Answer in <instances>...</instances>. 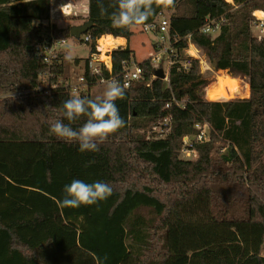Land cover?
Masks as SVG:
<instances>
[{"label":"trees","instance_id":"obj_1","mask_svg":"<svg viewBox=\"0 0 264 264\" xmlns=\"http://www.w3.org/2000/svg\"><path fill=\"white\" fill-rule=\"evenodd\" d=\"M103 5L105 13L89 0L90 41L80 42L90 56L76 60L90 85H125L141 37L160 52L163 44L145 27L164 12L170 49L158 68L153 59L138 62L142 78L115 102L125 126L99 151L81 153L77 143L50 134L70 89L1 98L41 87L50 71V82L59 84L71 71L68 51L59 49L50 67L38 49L68 41L71 28L52 25V0H0V264H264L252 251L255 227L264 233V39L252 32L264 0H173L166 10L154 5V15L134 30L112 26L117 0ZM206 27L219 32L204 33ZM108 36L127 46L110 52L112 73L103 67L94 74L90 60ZM191 44L215 70L247 79L250 97L207 101L213 81ZM168 60L167 79L157 78ZM165 119L170 133L159 139L153 124ZM204 123L210 141H195V159H181L173 141ZM74 179L106 182L112 194L97 205L61 208Z\"/></svg>","mask_w":264,"mask_h":264},{"label":"clouds","instance_id":"obj_2","mask_svg":"<svg viewBox=\"0 0 264 264\" xmlns=\"http://www.w3.org/2000/svg\"><path fill=\"white\" fill-rule=\"evenodd\" d=\"M172 3L173 0H117L116 10L109 18L114 28L134 30L137 26L145 25L154 15V5L163 6L166 10ZM98 7L102 13L107 11L103 0H98ZM65 58L71 60L70 50ZM125 89L126 85L112 79L106 82L103 92L94 99L73 95L64 101L60 110L61 118L50 125V134L66 143H77L81 153L99 151L100 145L125 126V120L115 103L125 97ZM82 117L86 118L85 122L79 128H74L72 125ZM91 163L94 161H89ZM112 191V187L103 181L86 183L74 179L64 187L59 206L78 209L97 205L111 196Z\"/></svg>","mask_w":264,"mask_h":264},{"label":"built area","instance_id":"obj_3","mask_svg":"<svg viewBox=\"0 0 264 264\" xmlns=\"http://www.w3.org/2000/svg\"><path fill=\"white\" fill-rule=\"evenodd\" d=\"M74 9H75L74 5L60 4L59 9H55L53 11V14L55 12L61 10V12L64 14V16L72 15L74 13ZM261 12H262L261 14L263 15L262 17H257L255 15L256 12L253 15V29L255 31H257L255 36H257V38L259 40L264 39V12L263 11H261ZM169 24H170L169 18L162 17V19H160L158 21V23L146 26L145 30L147 33L159 32V39L160 38L164 39V38H166V36L168 35V32H169ZM203 31H204V33H211L213 35L215 33L219 32L218 29H212L211 27H206ZM84 39L86 42L90 41V38H88L86 36ZM67 44H68V41H65V40L59 41L58 43L54 44L52 47H46L45 49L40 48V49H38V51H39L40 55L43 57L44 62L46 64H48L50 67H52V65L54 64L55 53L59 49H64L63 47ZM98 44L100 45V40L98 41ZM162 44L164 47L162 48L161 52H163L164 54L168 53L170 46H168V45L166 46L165 43H162ZM167 44H168V42H167ZM99 45L97 46V49L99 50V52H101ZM148 46H150V45L148 44ZM150 47L153 50V47L152 46H150ZM132 49L134 51V55H135L136 60L133 61L131 67L128 69V71L125 75L126 88L131 87V85L134 83V81L140 80L142 78V75H143L139 66H138V62L141 61V57L138 56V53H137V51H135L134 47H132ZM191 50L197 51V54H200L198 49L193 44H191ZM190 53L194 57V55H193L194 53H192V51H190ZM106 56H107L106 60H103L102 56L99 57V55H97V54L92 56V58L90 60V68L94 74H98L102 70L103 67L107 71L112 73L113 62H112V57L110 55V52H107ZM196 59L200 60L201 58L199 56V58H196ZM73 74L74 73L70 71V73L68 75H66L65 77L62 78V80L59 82V84H56V83L50 82V79L54 77V74H52V72L50 71L44 77L43 80L45 81V84L42 85L41 87L33 89V90L18 91L15 93L7 94L5 96H2L1 98L2 99L20 98V97H24L27 95H34L38 91L58 89L60 87L57 85H61L62 86L61 88L70 89L72 95L82 96L83 94H85V95H89V97L91 99H94L95 98L94 87H96L97 85H95V84L90 85L88 79L84 76V74L77 75L76 77L73 76ZM104 82H107V81H102L101 83H104ZM170 125H171V119H165L164 121H159V122L153 124V128L155 129V132L158 133V135H159V137H158L159 139L160 138H166L169 135ZM165 126L168 127V129H165ZM211 131H212V129H211L210 124H208V123L197 124L195 126V133L193 135H190V136L183 135V136L176 138L173 141V147L179 153L181 159H186V160L195 159L193 156H194V154H196V152L192 149L195 141L198 143L209 142L211 139Z\"/></svg>","mask_w":264,"mask_h":264},{"label":"rangeland","instance_id":"obj_4","mask_svg":"<svg viewBox=\"0 0 264 264\" xmlns=\"http://www.w3.org/2000/svg\"><path fill=\"white\" fill-rule=\"evenodd\" d=\"M228 1V0H227ZM234 0L232 1H229V2H233ZM60 2H63V3H68V4H76L77 5V12L75 13L76 17H73V16H70V15H66L65 17L64 14L61 12H58L56 13V17L54 18V25L57 24V26H59L60 28H71L73 26H76V25H84L85 24V17L87 16V2L88 0H52V7L53 5L55 6V8L59 5ZM63 15V16H62ZM162 17H166V18H169V13H163L160 17V19H162ZM55 24V22H57ZM253 34L255 35L257 33V31H255L253 29ZM218 33H215L214 35L216 36ZM147 35H149V38L152 40V37H155L156 41L160 42V43H165V45L167 46V40L166 38H160L159 39V36L156 35L154 32L152 33H147ZM85 38V35H83L81 37V40H84ZM141 41H145L146 45H150L152 46V43H150L148 40H147V37H141L140 39ZM99 45V44H98ZM118 44H116L117 46ZM100 46V45H99ZM112 47L110 48V51L111 52L112 50L116 49L117 47ZM125 46V45H124ZM169 46V45H168ZM119 47V46H118ZM153 47V46H152ZM66 51H71L72 53V58L70 60V62L72 61V64H71V72H73V76H77V75H80L83 73V69H84V63L82 62L80 65H78L76 63V60L77 59H83V61L85 62V60L90 56V48L88 46V44H82L80 42V40H76L74 38H70L68 40V44L65 45L63 47ZM198 49V48H197ZM97 51L99 52V50L97 49ZM192 53H194V57L195 58H199L200 56V60H201V67H202V72L208 77V79H210L213 83H216L217 81V78L219 76H222V77H229V78H233L230 74H229V71L228 70H215L211 65L210 63L208 62V60L206 59V57L203 55V53L198 49V51L200 52V54H197V51H194V50H191ZM153 55L150 56V57H141V60H144V59H153L154 61V64H155V67H159V62L162 58V56H164L165 54L163 52H157L155 50V48L153 47ZM103 54L101 52H99V57L102 56ZM167 58V56H166ZM170 66H171V61L168 60V62L166 63L164 70L168 76L169 74V70H170ZM233 79H236L238 80L239 82V87H240V93L238 95H236V97H234L233 99H245V98H249L250 97V86H249V81L245 78H233ZM211 84V85H212ZM106 86V82L104 83H101L99 85H97L96 87H94V96L96 97L97 95H100L104 88ZM207 101H212V100H209L207 98H205ZM231 100V99H229ZM218 101H228V100H218ZM194 158L196 157V154H194L193 156ZM253 245H252V251L253 253H259L260 255H264V233H263V228L261 227V225H258L255 227V233H254V238H253Z\"/></svg>","mask_w":264,"mask_h":264},{"label":"bare ground","instance_id":"obj_5","mask_svg":"<svg viewBox=\"0 0 264 264\" xmlns=\"http://www.w3.org/2000/svg\"><path fill=\"white\" fill-rule=\"evenodd\" d=\"M232 1V0H228ZM257 17H262L261 13L255 14ZM127 41L124 39L115 40L113 37H103L100 40V50L102 52L103 60L107 59V52L110 51V48L115 47L116 44L125 45ZM145 41H141L140 39L135 42L133 47L135 51H137L139 57H150L153 55V50L150 46L145 44ZM216 83L210 85L204 91V97L209 100H229L233 99L240 93L239 82L236 79L229 78V77H222L219 76L216 80Z\"/></svg>","mask_w":264,"mask_h":264},{"label":"water","instance_id":"obj_6","mask_svg":"<svg viewBox=\"0 0 264 264\" xmlns=\"http://www.w3.org/2000/svg\"><path fill=\"white\" fill-rule=\"evenodd\" d=\"M91 27H92V24L89 22L81 26L80 25L73 26L70 29L71 37L76 40H80L83 35H86L88 33ZM156 77L164 80V79H167L168 76L164 69H159L157 71Z\"/></svg>","mask_w":264,"mask_h":264},{"label":"crops","instance_id":"obj_7","mask_svg":"<svg viewBox=\"0 0 264 264\" xmlns=\"http://www.w3.org/2000/svg\"><path fill=\"white\" fill-rule=\"evenodd\" d=\"M60 4H68V3H63V2H60L59 3V5L55 8V6L53 5V7H52V19H51V23L52 24H54V18L57 16L56 15V13H58V12H60V10L59 11H57V12H55L54 14H53V11L55 10V9H59V6H60ZM72 5H74V7H75V9H74V13L72 14V15H70V16H73V17H76L75 15V13L77 12V5L76 4H72ZM86 6H87V12L86 13H88V7H89V0H88V2H87V4H86ZM256 13H262L261 11H257ZM63 16V15H62ZM63 17H65V16H63ZM57 18V17H56ZM56 23H58V21L57 22H55V24ZM57 25V24H56ZM114 39V38H113ZM115 40H120V39H115ZM125 40V39H124ZM126 41V40H125ZM116 46V45H115ZM118 46H124V45H117L116 47H118ZM125 46H127V43L125 44ZM212 101H214V100H212ZM216 101H218V100H216Z\"/></svg>","mask_w":264,"mask_h":264}]
</instances>
